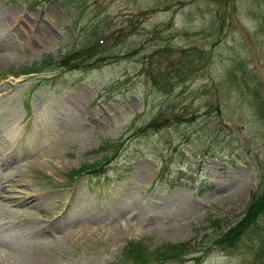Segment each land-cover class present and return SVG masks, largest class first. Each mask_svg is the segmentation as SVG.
<instances>
[{"label":"rangeland","instance_id":"374dc122","mask_svg":"<svg viewBox=\"0 0 264 264\" xmlns=\"http://www.w3.org/2000/svg\"><path fill=\"white\" fill-rule=\"evenodd\" d=\"M216 5L83 0L70 8L0 0V150L9 141L3 153L14 166L13 188L37 194L29 220L11 215L8 231L23 233L35 264H132L130 240L141 241V255L151 260L167 243L198 251L239 218L260 182L264 128L237 88L221 77L219 62L233 52L244 56L264 99V0H230L226 21L232 27L227 36L223 29L220 46L212 43L216 30L210 26ZM89 22H100L106 35L114 32L102 49L111 56L106 64L21 74L44 55L57 56ZM163 47L171 58L185 48L211 53L214 61L162 95L150 86L143 64L148 54L157 62L156 50ZM162 105L172 108L171 119L193 120L172 119L168 128L136 136ZM163 163L172 185L167 178L153 183ZM92 166L102 168L90 171ZM214 218L226 220L218 227L210 223ZM36 220L50 222L47 231L25 236L29 225H40ZM240 246L234 255L213 251L198 264H264L255 259L252 243ZM192 255L187 257L198 256Z\"/></svg>","mask_w":264,"mask_h":264},{"label":"trees","instance_id":"16d2710c","mask_svg":"<svg viewBox=\"0 0 264 264\" xmlns=\"http://www.w3.org/2000/svg\"><path fill=\"white\" fill-rule=\"evenodd\" d=\"M34 4V0H25ZM48 2H59L64 6L70 8H78L83 0H45ZM166 1V0H163ZM193 3L195 0H187V2ZM213 2L215 5V0H207ZM221 7V8H220ZM220 7H216L212 15V25L215 27L217 32H221L227 24L225 23V16L222 15V8H229L228 0H224ZM100 24H89L85 25L81 36H77L72 42L70 49L65 52L60 53L59 56H45L40 62L33 64L32 67L26 68L25 71H41L45 69H57L61 67L75 68H89L91 66H97V63L105 64L111 56H104L106 45L108 43V37L104 34ZM101 48V49H100ZM99 49V50H98ZM165 47L157 49L156 52L159 54L157 62L152 59V55L148 54L144 56L143 69L146 76L148 77V82L152 89L161 93L162 95H170L177 85H182L188 78L193 75H197V68L201 66H208L214 60L211 61L212 54L202 52L198 50H187L182 48L179 54V58H171V53H163ZM101 50V51H100ZM102 54L94 59L95 53ZM110 52V51H109ZM182 52V53H181ZM204 58L208 60L203 62ZM89 63V64H88ZM155 63L154 65H152ZM161 64L165 65V69L162 68ZM219 65H221L220 72L221 77L225 79L233 87L237 88L238 93L241 95L242 102L247 105L258 117L259 121L262 123L264 128V99L260 96V91L256 86V78L252 70L248 69L247 66L242 62L240 56H236V53L232 54L230 57L221 58ZM255 80V81H254ZM219 102V99H218ZM170 105H162L157 110L154 118L144 123L137 130L136 136L145 135L147 133L158 132L163 128H168L172 125L173 121H192L193 118L189 120L188 116L173 115L170 118L171 111ZM195 115V113H194ZM119 143H114L111 146L109 154L120 146ZM105 147H101L98 151L103 150ZM172 157V156H171ZM171 157L168 159L171 161ZM111 160V159H106ZM166 160V157H164ZM101 168L102 166H92L90 170H95ZM85 169V168H84ZM170 169L164 164L162 166L159 179H164L169 173ZM78 174L79 171H76ZM259 173L261 175L260 182L254 191L251 192L250 199L239 215V218L229 224V227L225 230H219L210 236L207 243L211 244L226 254H231L236 252L239 246L244 242L252 243L257 246V251L262 252L264 257V159L259 164ZM226 218H214L210 221L212 225L222 226ZM146 247L141 241L132 240L127 244L128 261L133 264H147L149 262H167V261H185L187 255L194 252L210 250V246L206 244V248L202 250H193L185 246V244H170L167 243L156 250L154 258L151 260L147 257H143L141 252H144ZM206 253L198 254L195 256V261H200L201 255ZM196 255V254H195ZM256 258H260L259 254H255Z\"/></svg>","mask_w":264,"mask_h":264},{"label":"bare ground","instance_id":"6f19581e","mask_svg":"<svg viewBox=\"0 0 264 264\" xmlns=\"http://www.w3.org/2000/svg\"><path fill=\"white\" fill-rule=\"evenodd\" d=\"M9 141L5 142L0 150V233L5 232L4 236L0 235V264H35L37 257L34 253L26 251V243L23 239V233L20 230L8 231L11 223V215L23 221H28L29 216L33 213L32 208L37 203V194L29 191L30 188L18 187L13 188L15 185L12 180L13 177L9 171L14 169V166L7 165L5 161L9 155L3 152L7 149ZM16 184V183H15ZM2 207V206H1ZM36 227L29 225L26 229L25 236L29 233L36 235L47 231L50 222L43 223L39 220L35 221Z\"/></svg>","mask_w":264,"mask_h":264}]
</instances>
